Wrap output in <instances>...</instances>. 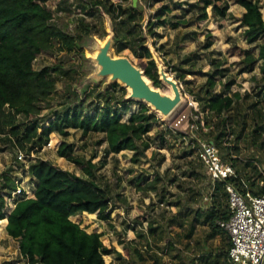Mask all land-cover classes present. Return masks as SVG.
<instances>
[{
	"label": "trees",
	"instance_id": "16d2710c",
	"mask_svg": "<svg viewBox=\"0 0 264 264\" xmlns=\"http://www.w3.org/2000/svg\"><path fill=\"white\" fill-rule=\"evenodd\" d=\"M77 1L76 7L82 16L78 19L77 32L70 33L55 21L56 14L70 11V0H0V134L5 135L0 137L1 141L11 143L15 140L23 149L42 147L47 144L49 135L55 130L67 136L65 125L72 124L83 128L85 135L94 131L104 133L102 142H107L106 155L97 162L93 161L97 155L87 158L76 154L74 144L62 142L58 155L72 161L82 171L81 174L61 169L42 158L35 160L28 169L36 182L34 196L18 198L14 209L8 215L4 211L6 198L3 193L6 190V194L11 195L17 188V183L9 172L2 174L0 231L6 225L5 218H8V235L18 240L22 256L32 264H106L104 256L110 255L112 249L104 244L103 233L87 232L71 217L87 212L91 216L98 213L101 220L110 218L111 191L102 185L98 172L105 166L107 156L111 152L117 154L123 150H132L135 161L146 156L151 146L148 133L158 121V116L150 111L146 103H141V108L124 120V115L129 112V99H126L124 94L116 95L114 90L109 88L97 92L96 96L100 100L98 103L91 101L86 105L83 99L76 102L73 96L80 95L72 82L77 75L76 70L67 69L60 61L36 69L35 60L42 53L55 51L83 53L81 41L84 36L98 34L103 37L108 34L102 19L104 14L112 23L115 51L121 53L126 49L130 50L144 63L140 67L158 87L161 78L147 44L146 34L159 36V26L171 23L177 28L182 23L164 17L166 13L171 12V8L166 4L161 5L154 18H150L144 26L141 6L133 7L132 1L128 4L125 0ZM238 3L245 9L240 20L246 26V39L251 44L259 45L257 53L249 49L242 51L239 73L251 72L259 60L262 61L264 70L262 6L258 0H238ZM189 6L188 11L196 12L197 21L208 17L209 7L217 18H226L230 14L228 0H200ZM97 15L99 21L87 20L88 16L94 18ZM188 34L185 33L178 41H186ZM211 44L212 42L208 41L206 46ZM195 59L187 56L184 61L193 64ZM223 65L224 61L213 58L212 71L205 85L193 92L201 112L207 116L209 130L204 136L209 135V140L214 141L225 162L228 161L236 167L237 176L231 181L235 182L243 193L249 191L253 195H264V172L260 165L246 161L239 169L237 165L240 160L232 153L239 151L236 141L243 138L248 113L240 116L241 112L238 111V104L245 96L239 91H231L235 79L221 81L222 87L217 90V80L227 77L229 72ZM174 66L179 79H184L187 73L193 72V69H185L179 64ZM60 81L66 83L69 92L65 95L68 96L59 103V108L51 113H43L47 107H52L51 98L57 92ZM113 86H118V83ZM121 88L125 89L123 86ZM87 94L89 93L84 95ZM257 95H264V85ZM88 106H93L94 111L87 110ZM248 108L254 119L252 143L256 145L257 141H260L259 147H264V104L258 99L252 101ZM236 110L238 112L235 114ZM18 114L22 115V121L17 120ZM214 117L215 120L211 124L209 121ZM234 124L242 126V129L234 130ZM231 135L236 136L233 144L230 141ZM194 154L196 148L192 147L188 150V155ZM200 164L204 166L202 162ZM192 166L190 176L199 179L198 168L193 164ZM249 167L253 169V173L247 171ZM143 180L145 177L140 176L138 183ZM212 184L210 207L199 206L193 209L184 206L177 217L170 221L178 222L184 231L183 237L189 242L194 237L198 225L208 226L209 238L220 236L224 240V247L217 250L205 248L198 243L201 251L198 256L192 257L188 264H231L228 261L230 236L219 224V221L227 220L231 215L228 195L224 182L212 181ZM151 185L153 189L158 187L156 182ZM162 200L165 201L164 195ZM153 223L149 222V229L156 233L153 234L155 236L158 228L154 227ZM187 246H190V243ZM136 252L142 259L141 252L137 249ZM118 255L121 256V253Z\"/></svg>",
	"mask_w": 264,
	"mask_h": 264
},
{
	"label": "rangeland",
	"instance_id": "374dc122",
	"mask_svg": "<svg viewBox=\"0 0 264 264\" xmlns=\"http://www.w3.org/2000/svg\"><path fill=\"white\" fill-rule=\"evenodd\" d=\"M125 1L127 4L133 2V0ZM199 1L137 0V6H141L144 26L150 18H154L163 4L169 5L171 8V12L166 13L164 17L172 21H182L177 28H174L171 23L159 26L157 29L159 36L146 34L147 44L157 63L159 73L163 70L181 86L183 100L170 115L161 114L149 103L130 99L131 91L124 86L123 82L115 81L111 76H100V66L95 58L99 48L111 37L112 23L107 15L101 13L108 34L103 37L98 34L84 36L81 41L83 53L55 51L42 53L35 60L36 69L60 61L67 69L76 70L77 75L72 80L73 87H76L80 93L78 97L77 95L73 96L76 102L83 99L86 105L91 101L98 103L100 100L96 96L97 92L109 88L114 90L116 95L124 94L125 98L129 99V112L124 115V120H127L132 112L138 111L141 108V103H146L150 111L158 116V121L152 125L148 133L151 137L149 139L151 146L147 150L146 156L135 161L132 150H123L117 154L111 152L107 156L105 166L98 172L102 185L111 191L110 218L101 220L98 218V213L91 216L87 212L71 217L73 221L80 223L87 232L103 233L104 244L112 249L110 255L104 256L106 264H188L192 257L198 256L200 253L199 245L211 250L224 247L222 237L218 236L213 239L208 237L209 228L207 225H198L194 237L189 242L183 237L184 231L178 222H170L174 217H177L178 212L184 206L197 209L199 206L208 208L212 204L210 195L213 184L205 167L201 166L200 159L197 157V146L193 143L192 132L187 123L192 122L197 109L200 110L199 102L195 100L193 92L205 85L212 71L213 58L224 61L223 66L229 69L227 77L217 80V90L222 87L221 81L235 79L231 91H239L245 96L238 104V111L241 112L240 116L248 113V122L243 130V138L236 141L239 151L232 152L240 160L237 167L239 166L238 168L241 169L240 167L246 161H251L259 164L260 169L264 172V147H259L260 141H257L256 145L252 143L251 131L254 127V119L248 108L252 101L258 99H261L264 104V95H257L264 85L262 61H257L251 72L239 73L242 66V51L249 49L257 53L259 45L258 43L251 44L246 39V26L240 20L245 9L238 3V0H228L230 14L226 18L213 16L212 9L209 7L207 9L208 17L197 21L196 12L188 11V8L189 4ZM258 1L262 6L264 18V0ZM180 3L182 4L179 5ZM76 4H78L77 0H70V11H62L55 17L56 23L70 33L77 32L78 19L82 16ZM87 20L99 21V15L94 18L88 16ZM185 33H189L187 40L178 41ZM208 41L212 44L206 46ZM111 52L114 55L127 56L139 66L144 65L128 49L117 53L112 44ZM187 56L196 58L195 62L193 64L185 62L184 59ZM178 64L185 69H193V72L187 73L184 79H179L174 71V65ZM115 83H118V86L114 87ZM121 86L125 89L123 90ZM157 88L164 93H173L172 88L162 79ZM68 92L66 83L60 81L57 92L51 98L52 107H47L43 113H51L59 108V103L65 100L68 96L65 94ZM87 92L89 94L84 95ZM71 99L73 100L72 96ZM87 110L94 111V108L88 106ZM238 111L236 110L235 114ZM202 115L207 122V116L203 112ZM237 117L240 118L238 114ZM16 118L22 121L23 117L18 114ZM213 120L215 117L211 118L209 122L212 124ZM233 126L236 131L242 129V126L236 124ZM215 129L216 132L217 128ZM65 130L68 132L67 136L58 130L51 132L50 140L42 147L33 146L31 149H23L17 143L27 155V160L24 163L16 160L17 147L15 144L12 145V142L2 143L0 146V186L3 181L2 173L9 172L21 182L19 186L23 185L28 194L33 196L36 182L32 179L27 166H30L38 158L48 160L61 169L81 174L82 171L72 161L58 155V148L63 141L74 144L76 154L84 155L87 158L97 155L93 159L94 162L103 159L106 155L107 142H102L104 133L94 131L85 135L83 128L72 124L65 125ZM205 137L211 139L209 135ZM235 137L230 136L231 144L235 142ZM192 147L196 148V154L188 155V150ZM223 161L226 160L223 159ZM192 164L198 168L199 179L190 176L193 169ZM247 171L253 173V169L250 167ZM140 176H144L145 180L139 184ZM153 182H156L157 189L152 188ZM3 194L6 195V190ZM162 195L165 196V201L162 200ZM195 199L197 200L194 201ZM179 203L181 204L179 205ZM5 213L8 214V212ZM152 221L154 222L153 226L158 228L155 236L153 234L156 233H152L149 229V222ZM188 243L190 246H187ZM136 249L141 252L142 259L137 255ZM119 252L121 256L118 255ZM0 264H32L22 256L18 240L8 235L6 227L0 231Z\"/></svg>",
	"mask_w": 264,
	"mask_h": 264
},
{
	"label": "built area",
	"instance_id": "2783aa9c",
	"mask_svg": "<svg viewBox=\"0 0 264 264\" xmlns=\"http://www.w3.org/2000/svg\"><path fill=\"white\" fill-rule=\"evenodd\" d=\"M187 126L191 129L193 143L197 146V156L203 163L208 176L213 182H224L227 191L231 215L229 219L219 221V224L230 236L229 263L264 264V195H253L249 191L245 194L235 182L231 181L237 176L236 169L231 163L223 161L214 141L204 136L209 127L203 119L201 110L197 109L194 120L188 122ZM2 136L5 135L0 134V137ZM2 143L0 139V146ZM11 144L17 147L16 160L24 163L27 155L15 140ZM13 178L17 188L11 195H5L4 211L8 213L14 209L16 200L21 196L26 198L34 196H30L23 185L19 186L21 182ZM245 184L248 187L246 182Z\"/></svg>",
	"mask_w": 264,
	"mask_h": 264
},
{
	"label": "water",
	"instance_id": "95a60500",
	"mask_svg": "<svg viewBox=\"0 0 264 264\" xmlns=\"http://www.w3.org/2000/svg\"><path fill=\"white\" fill-rule=\"evenodd\" d=\"M137 0H133V7ZM114 45V31L111 37L99 48L96 61L100 66V76H111L115 81H121L124 86L131 87L130 99L141 100L149 103L156 111L163 115H170L182 102L183 94L180 84L163 70L160 71L161 79L166 82L173 93L168 94L157 88L146 75L145 71L124 55H114L111 52Z\"/></svg>",
	"mask_w": 264,
	"mask_h": 264
},
{
	"label": "crops",
	"instance_id": "0c3cea01",
	"mask_svg": "<svg viewBox=\"0 0 264 264\" xmlns=\"http://www.w3.org/2000/svg\"><path fill=\"white\" fill-rule=\"evenodd\" d=\"M8 214H9V213H8ZM8 214H7V215H8ZM5 219H6V225H5V227H6V226H7V224H8V218H5Z\"/></svg>",
	"mask_w": 264,
	"mask_h": 264
},
{
	"label": "bare ground",
	"instance_id": "6f19581e",
	"mask_svg": "<svg viewBox=\"0 0 264 264\" xmlns=\"http://www.w3.org/2000/svg\"><path fill=\"white\" fill-rule=\"evenodd\" d=\"M96 54V53H95ZM130 91H131V87H129Z\"/></svg>",
	"mask_w": 264,
	"mask_h": 264
},
{
	"label": "clouds",
	"instance_id": "9594fccd",
	"mask_svg": "<svg viewBox=\"0 0 264 264\" xmlns=\"http://www.w3.org/2000/svg\"><path fill=\"white\" fill-rule=\"evenodd\" d=\"M7 215V214H6Z\"/></svg>",
	"mask_w": 264,
	"mask_h": 264
}]
</instances>
